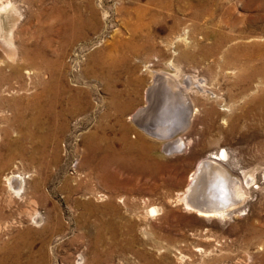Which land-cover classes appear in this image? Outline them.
<instances>
[{
  "label": "rangeland",
  "instance_id": "374dc122",
  "mask_svg": "<svg viewBox=\"0 0 264 264\" xmlns=\"http://www.w3.org/2000/svg\"><path fill=\"white\" fill-rule=\"evenodd\" d=\"M5 2L18 21L15 52L0 48V264H264V0ZM169 63L205 90L190 92L198 112L173 153L133 119ZM49 86L51 101H36ZM94 137L110 160L92 159ZM223 151L245 199L198 217L183 201L189 179Z\"/></svg>",
  "mask_w": 264,
  "mask_h": 264
},
{
  "label": "bare ground",
  "instance_id": "6f19581e",
  "mask_svg": "<svg viewBox=\"0 0 264 264\" xmlns=\"http://www.w3.org/2000/svg\"><path fill=\"white\" fill-rule=\"evenodd\" d=\"M12 6L10 3H6L5 0H0V48L4 49L8 56H12L15 52L12 37L13 29L18 21L17 11L15 8H12ZM4 51L2 52L4 53ZM12 70L13 73L15 72V74H17L18 68L13 67ZM152 73L153 75L151 79L153 80L151 83H153V86L152 88L150 87V89L147 88L148 90L145 91L146 104L133 115L134 124L137 128H139L140 132L146 134V136L163 142L167 153L184 151L185 144L183 142V136L179 133H182V131H185V129L190 127L192 120L195 118L194 116L198 112L197 108L193 107L189 94L190 92H197L198 94L205 93L203 82L196 79L194 76H187L183 74L180 67L178 68L171 63L168 64L167 72ZM0 75L4 76L2 70H0ZM7 77L8 76H4L5 79ZM46 89H44L43 92L37 96L36 101L41 102L43 97H49L48 101H51V95L53 92L50 86L47 90ZM173 96L175 97V100L172 101L174 103H170ZM118 103L119 101L116 95V100L113 104L117 106ZM117 109L120 111L123 109V106L118 105ZM157 113L159 116L161 115V117L155 119V115ZM172 126H174V128ZM172 129L174 132L171 131ZM188 131L189 130L186 132ZM96 140L97 138L94 137L92 139V143L90 144V155L92 156V159L96 158L97 160L101 155L105 156V159H108L107 156L111 151V147L106 144H102L101 140H98V142ZM131 145L133 147L134 145L137 146V148L143 152V156L139 154L140 157L138 159L139 162L144 164L143 171L146 172L148 169V159L145 154L149 148L148 143L143 140H138ZM144 148H146V150ZM124 152L126 153L122 156L123 158H119V160L123 161L122 167L124 169L131 171L133 168L130 163L132 162L130 159H127L128 157H131L129 154L130 152ZM227 159L228 155L226 151H223L222 154L220 152L218 154L216 153V155L210 157V159L202 161L198 165L196 172L189 179L190 183L183 201L186 208L188 210L195 211L198 217H226L229 215V212L236 209L244 201L246 195L245 191L242 186H239L236 183V179L233 178L229 170L223 165V162L227 161ZM108 160H110V158ZM132 172L130 173L132 174ZM136 172L138 173V171ZM254 175L255 172H252L250 177H253ZM245 177L247 178V176ZM251 179H254V177ZM7 182L10 191H13L15 195H19L24 186L23 178L14 176L9 178ZM124 185L125 183L123 181L116 182L113 186L111 185V188L117 191L121 188L123 189L125 187ZM121 201L123 200H120V202ZM114 205V203L109 202L106 208L109 210L115 208L120 209ZM156 212V209H152L150 211L151 215ZM31 220L34 225L39 226L42 223L43 218L39 213H36L32 216ZM26 247L31 248L32 246L27 245ZM20 256V250L18 249L14 252L7 251L3 256V261H8L12 257L19 260Z\"/></svg>",
  "mask_w": 264,
  "mask_h": 264
}]
</instances>
